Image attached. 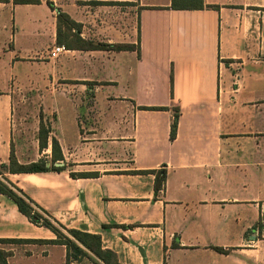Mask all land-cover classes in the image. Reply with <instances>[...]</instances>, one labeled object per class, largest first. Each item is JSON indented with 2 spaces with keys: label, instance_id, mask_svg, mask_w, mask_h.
<instances>
[{
  "label": "crops",
  "instance_id": "crops-1",
  "mask_svg": "<svg viewBox=\"0 0 264 264\" xmlns=\"http://www.w3.org/2000/svg\"><path fill=\"white\" fill-rule=\"evenodd\" d=\"M19 1L0 0V42H21L24 59L28 43H47L48 92L28 124L2 88L15 57L0 56V165L12 153L62 169L2 177L66 228L100 235L121 264H264V0ZM57 10L80 39L139 56L74 47L51 58ZM1 239L25 241L0 243L7 264H66L56 235L2 194Z\"/></svg>",
  "mask_w": 264,
  "mask_h": 264
},
{
  "label": "trees",
  "instance_id": "trees-1",
  "mask_svg": "<svg viewBox=\"0 0 264 264\" xmlns=\"http://www.w3.org/2000/svg\"><path fill=\"white\" fill-rule=\"evenodd\" d=\"M19 3H37L36 0H20ZM99 4V2H94ZM48 6L52 8L51 3L47 2ZM203 0H171L170 8L173 10H200L203 9ZM79 29V25L74 23L65 13L57 10V40L56 44L64 46L65 49L73 50L74 47L82 50H111V51H133L137 50L138 56L140 54L139 48H135L132 44H105L95 43L92 41H84L78 36H75L73 30ZM178 110L174 113L173 123L171 125L170 138L175 137L176 125L178 120ZM48 129L40 124L39 128V146H45ZM58 150V144L55 139H52V152ZM56 161V157L52 162ZM61 167L54 165L47 166L46 162L39 160L37 162L20 165L17 163L14 155L11 153L9 164L0 165V176L4 172L12 173H39L50 170H60ZM73 174H71L72 176ZM0 177V194L5 195L11 199L17 206L18 211L26 216L28 220L36 226L45 227L56 235V239L50 243L64 245L66 248V264L81 263L83 259L87 258L94 264H121L114 252L104 249L101 242L100 235L91 234L77 229H68L54 219L49 213L39 209L37 205L33 204L31 200L26 198L20 189L14 187L7 182L4 177ZM165 180L164 173L160 177L156 176L155 192H158L163 186ZM22 240L1 239L0 243H23ZM221 252H225L218 249ZM10 252L0 250V264H7V258Z\"/></svg>",
  "mask_w": 264,
  "mask_h": 264
},
{
  "label": "rangeland",
  "instance_id": "rangeland-1",
  "mask_svg": "<svg viewBox=\"0 0 264 264\" xmlns=\"http://www.w3.org/2000/svg\"><path fill=\"white\" fill-rule=\"evenodd\" d=\"M35 11L38 10L35 9ZM19 13H16V19H18ZM22 44L21 42H19ZM17 43V47H14L12 42H0V56L14 55L16 61L15 69H12L8 64H3V75L1 78L2 88L11 89L13 92L14 102L20 107L22 113L26 117L28 124L32 123L33 115H39L41 110V102L43 97L48 92L46 87L43 86V68L46 67L45 58L47 51V43L44 41H38L34 43H28L33 48L31 59H24L20 51V44ZM13 48H17L15 53H12ZM19 50V51H18ZM8 63V60H4ZM15 72V75L12 74ZM1 86V85H0ZM50 118V117H49ZM51 119V118H50ZM46 127L48 125L47 120L43 123ZM32 130V129H31ZM80 264H94L91 260L85 258Z\"/></svg>",
  "mask_w": 264,
  "mask_h": 264
},
{
  "label": "built area",
  "instance_id": "built-area-1",
  "mask_svg": "<svg viewBox=\"0 0 264 264\" xmlns=\"http://www.w3.org/2000/svg\"><path fill=\"white\" fill-rule=\"evenodd\" d=\"M65 51L64 46L61 45H55L53 46V48L51 49L49 56L51 58H57L62 52Z\"/></svg>",
  "mask_w": 264,
  "mask_h": 264
},
{
  "label": "water",
  "instance_id": "water-1",
  "mask_svg": "<svg viewBox=\"0 0 264 264\" xmlns=\"http://www.w3.org/2000/svg\"><path fill=\"white\" fill-rule=\"evenodd\" d=\"M54 165H55V166H60V165H62V163H58V162H57V163H55Z\"/></svg>",
  "mask_w": 264,
  "mask_h": 264
}]
</instances>
